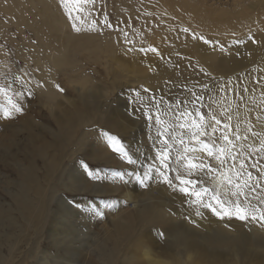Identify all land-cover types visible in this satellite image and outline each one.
I'll use <instances>...</instances> for the list:
<instances>
[{
	"label": "rangeland",
	"instance_id": "374dc122",
	"mask_svg": "<svg viewBox=\"0 0 264 264\" xmlns=\"http://www.w3.org/2000/svg\"><path fill=\"white\" fill-rule=\"evenodd\" d=\"M188 1H192L204 16L211 15L209 11L228 15L239 13L257 23L237 35L218 38L213 33L194 29L176 20L173 12L167 8L170 0H67L66 3L63 0H0L1 257L9 256L11 239L7 238L11 234L16 235L20 226L25 223L14 204V196L23 178L19 175L20 170L34 162L35 175L41 179L44 163L48 162L49 157L39 158L37 149L56 139L61 132L60 126L66 130L67 124L61 118L79 113L76 109L86 96L93 98L92 101L97 106L91 105L80 111L79 116L86 118V121L73 125V141L67 154L58 159L55 175L66 182L70 170L79 165L81 175L88 180L94 192H88V195L65 193L63 197L59 195L54 198L46 228L37 241L35 239V243L24 241L21 244L19 252L14 254L15 263L13 261L12 264H52V260H55V264H76L71 257L65 260L53 259L58 251L54 245L50 246V241L54 242L60 235L63 237V230L66 229L67 232L72 229L79 233L75 241L71 239L73 243H70V248L77 249L78 255L83 256L86 264H103L110 256H113V260L120 258L122 253L119 254L114 249L113 243L122 245L123 237L115 240L114 226L117 222H122L130 225L135 232L137 209L123 194L110 192L109 186L113 190L120 185L126 186L132 196L137 197L136 201L140 205L147 203L161 208L158 204L165 202L168 212L178 209L191 214L192 208H200L210 222H218L227 229L225 223L222 224L224 219L195 202L194 196L180 191L183 185L176 179L177 176L199 181L196 191L208 188V196H211L212 190H218L221 198L228 200L227 186L218 184L216 179L218 172L204 171L193 176L182 173L187 163L182 159L186 155L185 145L196 149L194 153H187L188 156H200L214 167L217 161L208 157L206 152L198 151L202 146L190 140L191 130L178 129L176 124L181 120L187 123L199 121L203 116L207 125L215 115L216 119L221 120L220 130L215 133V153L224 146V141L219 139L224 134L222 125L230 123L233 129L247 137L246 140L234 139L236 148L231 155L240 154L235 161L236 167L239 168L240 163L246 160L245 171L252 172V180L255 182L259 168H253L252 164L260 161L261 167H264V151H256L261 147L260 141L264 140V107L258 109L260 114L256 117L247 109L234 113L232 104H224L220 98H223L226 90L234 89L236 81H229L226 75L219 73H209L208 81L191 82L189 85L186 83L178 86L182 92L170 93L168 90L173 86L156 85L148 80V77L156 74L158 62L167 61L168 56L161 55L162 53L151 56L147 49L152 50L153 46L158 48L161 43L174 37L199 38L207 41V44L214 42L215 50L224 49L226 42L236 45L246 38L253 41L254 32H257L259 25L260 28L264 27V0ZM74 23L80 31L74 29ZM125 50L131 52L132 56L122 60L119 54ZM63 55L67 58L66 64L61 63L57 67L51 63L53 58L62 59ZM133 62L144 68L142 73L133 68ZM119 63L125 64L126 68L118 65ZM242 70L235 72L234 76H240ZM205 73H208L207 70ZM256 94L260 97L262 91L258 90ZM141 97L152 98L156 109L140 108ZM254 99L257 102L259 98ZM14 103L22 106L21 113L12 110ZM72 103L77 107H73ZM6 110H12L11 118H5ZM117 112L122 114L121 118L133 123L126 130L114 126L118 120ZM181 113L185 115L181 117ZM228 115L231 116L230 121L227 119ZM156 116H159L160 122H157ZM207 131L211 132V128H207ZM165 139L167 144L164 143ZM180 139L184 140V145L179 143ZM201 139L205 143H212L209 136ZM163 149H167L169 155L167 170L159 159ZM105 158L109 159L110 165L102 161ZM228 163L231 164L230 157ZM157 169L167 172L172 180L171 185L163 181ZM233 178L235 179L234 176ZM261 183L264 184V180ZM100 185L102 194L94 188ZM244 191L248 193L253 208H264V203L261 202L264 189L258 187L255 191H250L246 188ZM59 197L75 210L76 214L71 218L69 216L65 219L62 216ZM207 202L208 198L205 197V203ZM228 206L231 207V204ZM165 217L168 218V214ZM9 218L16 220L15 233L8 228ZM229 219V225L241 227L240 231L247 237L250 247L262 243L259 236L254 237L246 230L249 225L264 233L261 223L241 221L235 217ZM145 229L153 230L152 227ZM53 231L55 236L50 239ZM174 235V230L166 236L158 234V244L163 248H170ZM176 242L178 239L174 241V245ZM35 245L36 251L30 256ZM155 252H160V249ZM234 261L229 259V264H234ZM117 264H120L119 261Z\"/></svg>",
	"mask_w": 264,
	"mask_h": 264
},
{
	"label": "bare ground",
	"instance_id": "6f19581e",
	"mask_svg": "<svg viewBox=\"0 0 264 264\" xmlns=\"http://www.w3.org/2000/svg\"><path fill=\"white\" fill-rule=\"evenodd\" d=\"M191 2L188 0H179V2L170 0L167 8H170L168 10L173 12L175 19L181 21V23H186L194 29H202L207 33H213L215 35H212L218 38L237 35L246 31L253 23H257L253 22L249 17H243L239 13L228 15L209 11L211 15L204 16L202 11L197 9L198 7ZM258 23L260 24L259 20ZM254 33L253 41L246 38L236 45L226 42L222 50H215L213 47L214 42L207 44V42L199 38L183 37L169 38L166 42L161 43L158 48L153 46L152 50L146 48L151 56H156L158 53L168 56L167 61L158 62L156 74L148 77V80L156 85L173 86L169 88L168 92L175 94L182 92L181 89H178L180 85L206 81L209 73L226 75L229 81H236V86H234L232 91L226 90L223 93V98H220L223 99V103L228 104L230 102L236 114L241 112V110L247 109V111L250 110L253 117L259 116L260 112L258 109L264 107V27L260 28L259 25V29ZM125 52L119 54L122 60L131 55L129 51L125 50ZM113 60L116 63V59L113 58ZM51 63L59 67L61 63H67V58L64 55L62 59L60 57L53 58ZM118 65L126 68L125 64L119 63ZM133 68L137 69L139 73L144 70L142 66L139 67V64L134 62ZM240 69H243L242 74L235 77L234 73ZM206 70L208 73H205ZM258 90L262 91L260 97L256 94ZM254 98L259 99L255 102ZM12 99L21 100V98ZM92 99L90 96L82 98L80 107L76 109V112L79 113H75L68 118H61V121L67 124L66 130L64 131V128L60 126L61 132L56 136V139H53L47 146H41L37 149L39 158L49 157L48 162L44 163V172L41 179H38L35 175L36 167L34 162H30L28 167L20 170L19 175L23 178L21 183H19L18 192L14 196V204L18 214L25 223L20 226L16 235L11 234V237L7 238L11 239L9 256H0V264H12L14 254L19 252L24 241H32L33 243H35V239L37 241L42 231L46 228V222L49 218V213H51V203L54 198L59 195L63 197L65 193L70 195L84 193L88 195V192H94L88 180L81 175V167L79 165L70 170L69 178L66 182L58 178L59 175H55L58 168V159L67 154L73 141V133H71L74 130L73 125L76 122L86 121V118L79 116L80 111L86 110L91 105L93 107L97 106ZM72 106L77 107L74 103H72ZM143 107L150 110L156 109L152 98L141 97L140 108ZM116 114L118 115V120L114 123V126L118 129L126 130L129 125L133 124L131 121L121 118L122 114L118 112ZM182 123L188 124L186 121L181 120L176 124L178 129H181L179 125ZM200 149L198 148V151ZM102 161L110 165L108 158ZM182 173L188 175L185 167ZM199 174L200 172L194 175ZM100 186H94V188L102 194L103 189ZM108 188L110 192H119L123 194L125 199L134 203L133 207L137 209V229L133 232V228L130 225L122 222L115 224V240L118 241L120 236H122L123 243L118 245L114 242L113 247L122 255L115 260H113V256H110L103 261V264H117V261L120 264H229V259L231 258L235 260L234 264H264V233L259 229L252 228L249 225L245 226L246 230L250 231L254 237L259 236L262 240L260 245L250 247L247 244V237L240 231L241 227L237 228V226L234 227L235 225L227 223L231 221L229 217L223 218L224 222L222 224L225 223L226 228L231 229V231L225 229L218 222H210L206 214L203 215V210H199L200 208H192L191 214L185 211L184 213L183 210L180 211L178 209H168L170 210L168 212V206L165 202L158 204L161 208L147 203L140 205V202L136 201L137 197L132 196V193L124 185L115 187L116 189L114 190L111 186ZM227 196L230 199L228 194ZM62 197L58 198L62 216L65 219L69 216L71 218L76 212L61 200ZM166 214H168V218L165 217ZM15 222V219L9 218L7 220L8 228L10 227L9 230H13L14 233L17 230ZM235 224L237 223L235 222ZM241 224L238 225L240 226ZM149 227H152L153 230H144V228ZM172 230L175 231V235L171 238V246L170 248H163L158 244V234L166 236ZM229 232H237L238 234L231 235ZM63 234V237L60 235L54 242L51 240V244L49 243L50 246L54 245L57 248L56 251H58V255L53 256V259L62 258V260H65L67 257H71L73 258V263L86 264L83 256L78 255V250L70 248V243H73L71 239L75 241L79 237V233L72 229L67 232L66 229L63 230ZM53 236H55L54 231L50 234V239ZM176 239H178V242L174 245ZM157 249H160V252H155ZM31 251L32 254L30 256H33L36 251V245ZM55 263V260H52V264Z\"/></svg>",
	"mask_w": 264,
	"mask_h": 264
},
{
	"label": "snow or ice",
	"instance_id": "6c2138e0",
	"mask_svg": "<svg viewBox=\"0 0 264 264\" xmlns=\"http://www.w3.org/2000/svg\"><path fill=\"white\" fill-rule=\"evenodd\" d=\"M63 2H67V0H63ZM76 2H80V0H76ZM73 27L76 31H80V28L73 24ZM187 31V29H185ZM207 42V41H206ZM222 87H226L222 85ZM195 102V101H193ZM12 110L16 113H21L23 111L22 106L19 104H12ZM12 110H6L4 113L5 118H11ZM185 114L181 113L180 116L183 117ZM152 119V117H149ZM157 122H160L159 116L155 117ZM227 119L230 121L231 116L228 115ZM221 125V120L216 119L215 115L211 117V120L205 125L204 117L201 116L199 121L192 120L188 124H180L179 127L181 129H189L190 131V140L196 143H199L202 147L200 149L201 152H206L207 156L210 158H214L217 161V165L214 167L211 164H208L200 156H188L189 152H196V149L189 148L185 145V153L186 155L182 157L185 159L187 163L185 164V168L187 169L188 176H193L198 172L207 171L208 173H219L216 177L218 184L227 186V194L230 199L225 200L221 198L220 192L218 190H212L213 194L208 196L210 189L201 188L199 191L195 189L198 187L199 181L193 179H185L183 176H177L176 179L180 181V184L183 187L180 188V191L186 195L194 196L196 198L195 202L202 204L204 207L211 209L216 215H218L221 219L225 217H235L241 221H257L264 226V208H253L251 205V200L248 197V193L244 191V189H249L250 191H255L258 187L264 189V184L261 183L264 180V167H261L260 161H256L252 164L253 168H259V172L257 174L255 182L252 180V172L245 171L247 161H242L239 165V168L236 167L235 161L239 157V153L236 155H231V152L236 148L235 140H246V136H242L240 132L236 129H233L230 123H224L222 125L223 133L219 139L224 141V146L220 147L213 152V145L217 142V137L215 133L220 130L219 126ZM207 128H211V132L207 131ZM167 131V130H166ZM247 131L251 132V129H247ZM203 136H209L211 138L212 143H205L204 140L201 139ZM167 144V140L164 141ZM179 143L184 145L185 142L183 139H180ZM261 147L257 149V152L264 151V140L260 141ZM229 157L231 159V164L228 163ZM159 159L163 164L164 168L167 170L168 165L166 161L169 159L167 149H163L159 154ZM227 167L225 168V166ZM220 169H225L224 171H220ZM160 176L163 177V181L172 184V180L167 175L166 171H160L157 169ZM235 177V179L233 178ZM246 177V178H245ZM191 186V187H189ZM205 197L208 198V202L205 203ZM235 198V199H232ZM261 202L264 203V197L261 198ZM231 204V207L228 205ZM216 205V206H214ZM251 209V210H250ZM199 214V213H197Z\"/></svg>",
	"mask_w": 264,
	"mask_h": 264
}]
</instances>
